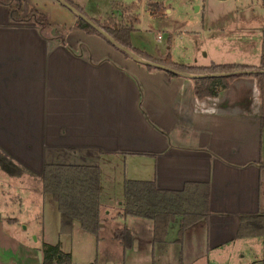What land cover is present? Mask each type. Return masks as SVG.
<instances>
[{
    "label": "crops",
    "instance_id": "obj_1",
    "mask_svg": "<svg viewBox=\"0 0 264 264\" xmlns=\"http://www.w3.org/2000/svg\"><path fill=\"white\" fill-rule=\"evenodd\" d=\"M138 1L134 2L136 10ZM22 2L24 16L36 10L46 16L49 26L40 29L36 23L13 22L9 7L0 5V30L17 31L13 35L31 29L37 33L32 45H40L41 50L39 56H33L38 65V71L33 73L37 87L33 94L38 92L40 99L47 94L53 98L45 108L47 121L53 119L55 129L49 133L42 126L44 140L38 143L70 153L79 159L76 164L100 167V238L117 215L125 223L112 229L110 239L119 242L126 256L132 251L140 252L146 243L152 260L144 264H192L194 257H202L200 264H236L234 256L239 250L254 257L247 264H264V236H238L241 217L264 210V121L257 78L237 75L218 95L199 97L195 90L199 77L193 76L195 73L172 76L162 67L124 54L103 37L80 29L78 16L61 0ZM45 29L51 32L47 34ZM8 60L9 56L0 57V63ZM45 64L53 70L41 71ZM12 95L20 98L17 105L24 111V90L16 88ZM38 150L40 153L42 148ZM40 155L36 159H42ZM44 165L42 162L38 172L41 175ZM127 179L154 180L164 190H182L187 182H209L210 216L189 227L183 243L176 241L180 224L176 219L165 240L154 244L152 220L121 215ZM42 192L44 211L47 194L43 180ZM16 197L17 202L8 198L6 207L15 202L21 205L22 198ZM51 206L61 226L55 200ZM115 209L117 212H113ZM24 222L14 211H0V264H42L41 249L48 242L42 232L41 238L36 234L38 230H30L28 225L25 228ZM124 227L134 238L133 246L127 250L116 236ZM79 228V222H74L72 232ZM260 245L261 254L257 250ZM227 248L230 249L224 253ZM138 261L125 258L119 262L140 264Z\"/></svg>",
    "mask_w": 264,
    "mask_h": 264
},
{
    "label": "rangeland",
    "instance_id": "obj_2",
    "mask_svg": "<svg viewBox=\"0 0 264 264\" xmlns=\"http://www.w3.org/2000/svg\"><path fill=\"white\" fill-rule=\"evenodd\" d=\"M76 2L102 22L111 16L127 22L134 15H139L141 21L132 34V44L152 56L163 57L170 52L177 62L201 65L210 64V60L219 63L260 64L264 58V0H139L137 10L136 7L129 10L124 6L120 9L114 6L115 2H123L127 6L135 0ZM38 19L44 23L38 26L40 29L49 26L47 19ZM26 22L35 24L33 21ZM46 31L47 34L51 32ZM12 32L17 33L10 31V28L0 30V53L3 55L0 57L9 56L11 59L7 63H0V211H14L16 216L25 221L23 225L30 226V230H38L36 234L41 238L44 235L46 242L59 243L65 253H70L72 264H122L119 261L125 258L130 261L139 259L137 263L140 264L150 262L152 255L146 251V243L140 252L132 251L126 256L119 242L110 239L112 229L125 223L117 215L105 226L102 238L99 237L101 240L98 241L96 236L82 228L74 229L72 234H60V224L51 206L54 203L51 195H44L47 202L43 211L42 175L38 173L41 172L42 162L76 164L80 161L62 149L42 147L38 143L44 140L41 136L42 126L49 133L55 130L52 128L54 120L50 118L47 121L45 108L53 98H48L47 94L46 98L40 99L38 92L33 94L37 88L33 73L38 71L33 56H39L41 50L40 45H32L37 33L34 29L18 31L20 33L15 35ZM137 56L135 58L140 59ZM49 70L53 69L46 64L41 68V71ZM16 88L25 92L24 111L20 104V108L17 105V99L21 102L20 98L12 95ZM38 99L40 101L37 103ZM39 147L42 148V155ZM39 155L42 159H36ZM17 195L22 198L21 205L16 203ZM11 197L16 202L6 207L5 202ZM36 221L42 224H36ZM260 247L257 246L259 254ZM253 258L239 250L234 256V262L247 264ZM201 259L194 257L192 264H200Z\"/></svg>",
    "mask_w": 264,
    "mask_h": 264
},
{
    "label": "trees",
    "instance_id": "obj_3",
    "mask_svg": "<svg viewBox=\"0 0 264 264\" xmlns=\"http://www.w3.org/2000/svg\"><path fill=\"white\" fill-rule=\"evenodd\" d=\"M65 1L94 21L115 41L134 54L154 60L177 71L202 75L195 81V90L199 97L218 95L222 89L229 86L232 78L237 75L255 76L260 88L262 120L264 121V58L259 65L213 62L207 66L180 64L173 60L170 52L163 57L156 58L132 44V33L136 30L135 25L140 22L139 15H134L132 20L130 18L127 22L117 19L116 16H111L107 21L102 22L98 18L91 17L82 5L73 0ZM0 5L9 7L10 19L13 22L28 20L35 22L38 26H43L44 23L38 17L47 19L36 10L31 11L25 17L22 0H0ZM114 6L117 9L124 6L133 10L136 4L131 3L125 6L123 3L115 2ZM77 26L89 34H96L106 39L98 29L82 18H78ZM123 53L129 55L127 52ZM170 75L175 76L176 73L170 71ZM7 157L9 159L8 155ZM261 169L264 170V162L261 164ZM42 180L44 193L51 195L58 205L61 217L60 233L70 234L74 222L77 221L84 231L99 239L101 231L100 167L86 164L46 163L43 168ZM262 181L264 196V171L262 172ZM210 202L211 184L209 182H187L182 190H164L160 189L154 180L127 179L124 182L121 215L152 220L154 244L163 242L170 224L179 219L176 241L183 243L185 232L189 227L209 218ZM8 220L16 221L14 218ZM258 235L264 236V210H260L258 215L241 217L238 236L242 238ZM116 236L121 240L125 250L133 246L134 238L127 227L118 230ZM41 250L43 253L42 264H71V255L63 252L59 243H45Z\"/></svg>",
    "mask_w": 264,
    "mask_h": 264
},
{
    "label": "water",
    "instance_id": "obj_4",
    "mask_svg": "<svg viewBox=\"0 0 264 264\" xmlns=\"http://www.w3.org/2000/svg\"><path fill=\"white\" fill-rule=\"evenodd\" d=\"M61 2L68 8L70 9L71 11H73L77 16L78 18H82L84 20H86L88 23H90L93 27H95L96 29H98L104 37H106V39L112 44L114 45L115 47H117L118 49H120L121 51L123 52H127L128 54H130L131 56L135 57L137 56L136 54H134L133 52H131L128 48L124 47L123 45L119 44L117 41H115L106 31H104L102 28H100L94 21H92L90 18H88L87 16L83 15L78 9H76L73 5H71L70 3L66 2L65 0H61ZM135 55V56H134ZM138 57V56H137ZM137 60L139 61H144L145 63H148V64H154L156 66H159V67H162L163 69L167 70V71H171V72H174V73H179V74H184V75H187V72H182V71H177V70H174L168 66H165V65H162L160 63H153V62H149V61H146V60H143V59H138L136 58ZM193 76H197V77H200L202 75H193ZM26 228V226H24ZM39 256L40 258L42 259V253L40 252L39 253Z\"/></svg>",
    "mask_w": 264,
    "mask_h": 264
}]
</instances>
